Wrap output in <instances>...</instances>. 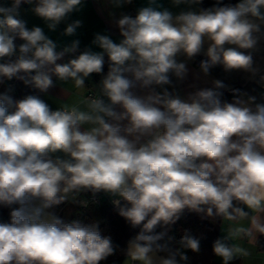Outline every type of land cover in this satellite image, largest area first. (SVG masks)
Masks as SVG:
<instances>
[{
    "label": "clouds",
    "instance_id": "1",
    "mask_svg": "<svg viewBox=\"0 0 264 264\" xmlns=\"http://www.w3.org/2000/svg\"><path fill=\"white\" fill-rule=\"evenodd\" d=\"M202 2L173 0L176 6ZM22 3L34 4L32 11L55 31L82 0L0 4V60L7 58L0 78L47 92L55 76L80 89L90 74L102 73L105 57L109 67L86 110H52L35 95L15 101L0 95V205L17 206L10 222H0V264H101L113 255L111 237L102 236L96 222L65 223L55 213L82 193L119 198L113 200L119 214L141 229L127 247L138 264H157V258L158 264H179L175 253L157 257L167 245L159 243L165 233L155 230L175 224L185 209L208 218L248 219L249 226L236 233L264 235V103L239 90H233L231 102L222 101L220 80L186 98L164 88L172 76L183 81L188 74L178 56L192 59L206 42L203 74L221 65L226 72L255 75L252 53L264 39V0H215L211 7L176 15L149 0L134 17L123 14L115 21L119 43L97 33L92 44L101 51L85 49L63 64L57 61L75 53L79 41L57 51L41 27L29 29L15 18ZM125 3L131 0H114L116 7ZM80 26L73 21L64 34L74 35ZM136 88L148 91L136 95ZM181 244L200 249L199 239L188 233ZM213 252L222 264L249 254L222 238Z\"/></svg>",
    "mask_w": 264,
    "mask_h": 264
},
{
    "label": "crops",
    "instance_id": "2",
    "mask_svg": "<svg viewBox=\"0 0 264 264\" xmlns=\"http://www.w3.org/2000/svg\"><path fill=\"white\" fill-rule=\"evenodd\" d=\"M11 3L12 0H0V4L5 6L10 7ZM34 6V4L29 5L22 3L18 10V15L15 18L25 21L26 26L29 29L34 26L41 27L45 34L57 44V51H63L66 47H69L73 41H79L78 52L76 54L70 56V53H65L62 59L57 61V63L63 64L67 63L70 59L75 58V56L79 55L85 49L90 48L92 51H101V49L92 44L97 33L107 35L114 42L119 43L122 37L120 36L115 21L123 14L129 15L130 10H133L134 12L133 15L130 16L134 17L139 8L149 6V0H131V3L122 4L120 7L115 6L114 0H82L79 10L71 13L65 21L57 26L55 31L49 30L47 23L32 11ZM152 6L157 7L158 10L167 9L171 11L173 15H176L181 11L190 10V8L191 10L200 8L201 4L192 6L180 4L176 6L173 4V0H155V3ZM76 20L81 21V26L77 28L75 34L71 36L64 34L66 26ZM16 43L20 44L22 41L18 39ZM207 47L208 43L206 42L204 50L192 59H187L183 55L178 56V61L186 63L188 74L183 81H178L172 76V84L165 85L164 88H167L168 91L173 92L174 94L186 98L189 93L196 90L213 88V81L220 80L224 83V88L240 86L242 90L241 92L245 93L246 96H255L257 103H264V82H261L260 80V77L264 76V39L258 43L257 49L252 53L254 67L259 69L255 75L243 70L226 72L221 65H217L210 69L208 75L203 74L200 71L199 65L202 60L206 59L204 51H206ZM108 67V58L105 57V64L102 73L90 74V76L85 79L84 88L80 89L75 87L73 81L69 80L61 82L55 76L52 77L53 87L49 88L47 92H41L32 85L25 84L22 80H20L15 87H10L4 80L0 79V95L6 94L15 101L37 93V96L48 103L52 110L63 107L71 108L73 106L78 107L81 110H86V103L90 100L89 94H100V82L107 74ZM133 91L136 95L142 96L145 95L148 90L136 88L133 89ZM156 91L161 92L163 89L157 87ZM117 111H122V109L117 106ZM126 122L127 121H122L121 123L123 124ZM56 155L60 154L57 153ZM72 203L74 202L71 200L67 202L69 205ZM247 210L250 212L248 208ZM240 226L247 228L249 226V220H224L220 227L222 239L223 237L228 236L232 240L233 247L243 248L249 253L247 256H236L230 264H264V253L260 252L256 245L259 235L256 239H252L249 236L237 234L236 229ZM160 256L163 255L158 253L157 257ZM215 261L217 264H222V259L220 257L215 256ZM123 264H133V262L127 256Z\"/></svg>",
    "mask_w": 264,
    "mask_h": 264
},
{
    "label": "trees",
    "instance_id": "3",
    "mask_svg": "<svg viewBox=\"0 0 264 264\" xmlns=\"http://www.w3.org/2000/svg\"><path fill=\"white\" fill-rule=\"evenodd\" d=\"M238 0H223V3L235 4ZM215 0H203L201 3L202 8L211 7ZM233 90H239L240 86L231 88L220 89L222 92L221 100L231 102L234 98ZM85 194H80L77 201L72 204L67 202L57 206L55 213L65 222L71 223L72 221H80L84 224L96 222L102 236L111 237L115 252L109 256L101 264H123L127 258L128 241L134 238L139 231L140 227H132L126 220L119 214V209L116 205L105 201L102 205H89L82 207L78 204V199ZM120 206H125L122 200ZM0 205V222H10V212L13 208ZM244 211H247L246 206L240 205ZM224 219L220 217L208 218L202 213H196L185 209L180 219L175 224L168 226H158L156 232H164L165 235L159 243L167 245V251L159 254L167 256L170 253L176 254V259L179 264H217L215 261V254L213 252V244L221 238L220 227ZM185 233L199 239L200 249L198 252H193L186 249L181 244V238ZM257 248L260 252L264 253V235H259L257 240ZM181 255H186L187 260H181Z\"/></svg>",
    "mask_w": 264,
    "mask_h": 264
},
{
    "label": "built area",
    "instance_id": "4",
    "mask_svg": "<svg viewBox=\"0 0 264 264\" xmlns=\"http://www.w3.org/2000/svg\"><path fill=\"white\" fill-rule=\"evenodd\" d=\"M133 13H134L133 10H130L129 15H133ZM77 52H78V50H77L75 53H70V56L76 54ZM12 59L14 60L15 57H12ZM6 60H7V58H5V60H0V63L5 62ZM0 79L4 80V81L6 82V84H7L8 86H10V87H15L16 84H17L18 82H20V79H17V78H13V79H11V80H7V79H3V78H0ZM37 95H38V94L36 93L35 96H37ZM95 96H98V95L93 94V93H90V94H89V98H90V99L93 98V97H95ZM114 199H119V198H112V197L106 195V194L103 193V192L98 193V194H96L95 196H93L91 193H88V194H85V195H83L82 197H80V198L78 199V204H79L80 206H82V207H87V206H89V205L100 206V205H102L105 201L114 204V203H113V200H114ZM121 202H122V200H121ZM223 239H226V242L229 243L231 246H233V245H232V240H231V238H229L228 236H225V237H223ZM133 264H138V263H137V262H133Z\"/></svg>",
    "mask_w": 264,
    "mask_h": 264
}]
</instances>
